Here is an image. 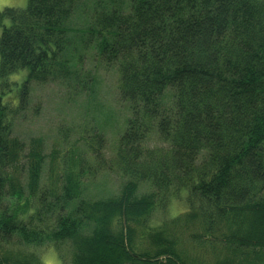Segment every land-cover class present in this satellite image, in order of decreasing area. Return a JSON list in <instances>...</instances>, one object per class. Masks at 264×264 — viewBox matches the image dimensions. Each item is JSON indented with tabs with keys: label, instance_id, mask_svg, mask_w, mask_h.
Masks as SVG:
<instances>
[{
	"label": "trees",
	"instance_id": "obj_1",
	"mask_svg": "<svg viewBox=\"0 0 264 264\" xmlns=\"http://www.w3.org/2000/svg\"><path fill=\"white\" fill-rule=\"evenodd\" d=\"M0 29V264L47 247L64 264H264V0H28ZM99 66L129 112L105 166L102 132L64 156L20 133L37 87L92 101ZM105 169L123 184L97 198ZM174 200L186 211L153 219Z\"/></svg>",
	"mask_w": 264,
	"mask_h": 264
},
{
	"label": "rangeland",
	"instance_id": "obj_2",
	"mask_svg": "<svg viewBox=\"0 0 264 264\" xmlns=\"http://www.w3.org/2000/svg\"><path fill=\"white\" fill-rule=\"evenodd\" d=\"M27 4L28 0H0V11L7 8L25 9ZM84 65L85 69L95 71L91 59L86 58ZM97 71L99 85L92 101L87 98H74V95L67 93L65 88L57 85L37 87L32 106L38 107V114L36 116L29 114L28 121L19 128L20 133L24 137L44 138L48 153L56 148L64 156L74 143L85 150L87 141L102 132L105 142L101 163L105 166L115 154L117 139L126 129L129 112L119 102L117 95L119 80L117 69L108 70L99 66ZM81 136H84V142H81ZM86 156L87 162H95L90 153ZM122 184L123 179L119 174L102 170L93 179L90 195L100 198L116 194ZM145 189L147 188L143 187L142 192H145ZM170 204L171 207L167 211L157 210L153 219L163 222L186 211L179 201L174 200ZM37 253L41 255L43 264H64L53 248H42L37 250Z\"/></svg>",
	"mask_w": 264,
	"mask_h": 264
}]
</instances>
